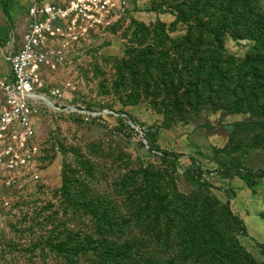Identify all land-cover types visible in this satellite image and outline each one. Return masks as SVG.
I'll list each match as a JSON object with an SVG mask.
<instances>
[{
	"label": "rangeland",
	"instance_id": "obj_1",
	"mask_svg": "<svg viewBox=\"0 0 264 264\" xmlns=\"http://www.w3.org/2000/svg\"><path fill=\"white\" fill-rule=\"evenodd\" d=\"M260 59L264 0H129L43 76L37 161L0 180V264H264Z\"/></svg>",
	"mask_w": 264,
	"mask_h": 264
},
{
	"label": "built area",
	"instance_id": "obj_2",
	"mask_svg": "<svg viewBox=\"0 0 264 264\" xmlns=\"http://www.w3.org/2000/svg\"><path fill=\"white\" fill-rule=\"evenodd\" d=\"M138 1V0H135ZM129 0H67L36 4L27 31L4 45L10 71L0 82V180L11 186L33 170L39 153L34 119L49 100L43 76L58 71L71 51L89 37L109 32L125 15ZM58 92V91H57ZM53 92V95H57ZM31 179L39 175L32 171Z\"/></svg>",
	"mask_w": 264,
	"mask_h": 264
},
{
	"label": "crops",
	"instance_id": "obj_3",
	"mask_svg": "<svg viewBox=\"0 0 264 264\" xmlns=\"http://www.w3.org/2000/svg\"><path fill=\"white\" fill-rule=\"evenodd\" d=\"M66 1L67 0H0V42L5 45L12 35L22 37L26 33L28 12L34 5H63Z\"/></svg>",
	"mask_w": 264,
	"mask_h": 264
},
{
	"label": "trees",
	"instance_id": "obj_4",
	"mask_svg": "<svg viewBox=\"0 0 264 264\" xmlns=\"http://www.w3.org/2000/svg\"><path fill=\"white\" fill-rule=\"evenodd\" d=\"M248 65L253 69L256 65L264 66V59L253 60L250 63H248ZM238 176L242 180H244L249 187H254L256 185V180L252 175L239 173ZM227 216L229 219H231L233 222H235L237 225H239L241 227L242 232H244V233L246 232L244 224L241 220H239L237 217L233 216V214L230 211H227ZM119 250H121V248ZM121 253H126V252L122 251Z\"/></svg>",
	"mask_w": 264,
	"mask_h": 264
}]
</instances>
